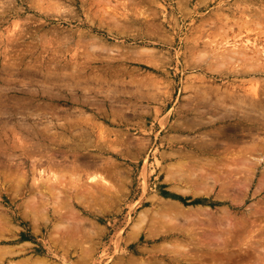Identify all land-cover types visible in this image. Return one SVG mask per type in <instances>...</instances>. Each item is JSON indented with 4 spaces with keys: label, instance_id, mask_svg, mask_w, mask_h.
Instances as JSON below:
<instances>
[{
    "label": "rangeland",
    "instance_id": "1",
    "mask_svg": "<svg viewBox=\"0 0 264 264\" xmlns=\"http://www.w3.org/2000/svg\"><path fill=\"white\" fill-rule=\"evenodd\" d=\"M263 22L264 0H0V264H264ZM202 98L221 109L251 102L254 118L225 120L222 109L197 126L191 110L207 111ZM250 145L257 148L250 170L231 177L228 195L215 185L192 198L182 189L192 184L171 177L180 162L187 169L226 162ZM52 173L65 180L50 192ZM102 176L120 191L116 197L104 191ZM77 187L95 196L90 189L84 201ZM167 199L189 216L199 206L207 211L195 228L188 220L172 229L152 218L170 206ZM33 203L46 209L37 221L28 213ZM141 211L148 220L130 236ZM209 212L230 217L234 232L201 242L196 233L209 231L200 225ZM81 220L91 238L76 230ZM187 224L195 237H186ZM215 229L223 232H209Z\"/></svg>",
    "mask_w": 264,
    "mask_h": 264
},
{
    "label": "bare ground",
    "instance_id": "2",
    "mask_svg": "<svg viewBox=\"0 0 264 264\" xmlns=\"http://www.w3.org/2000/svg\"><path fill=\"white\" fill-rule=\"evenodd\" d=\"M127 1H129V0H127ZM130 1H133V0H130ZM38 2V1H37ZM133 3V2H132ZM126 4V3H125ZM128 4H129V2H128ZM131 4V3H130ZM135 5V4H134ZM36 7H37V5H36ZM124 7V6H123ZM257 7V6H256ZM263 7V6H262ZM128 8V7H127ZM126 9V8H125ZM129 9H130V7H129ZM257 9H258V7H257ZM247 10V9H246ZM125 11V10H124ZM129 12V11H128ZM245 12V11H244ZM257 13V12H256ZM139 14V13H138ZM221 14V13H220ZM260 14V13H259ZM227 16V15H226ZM248 16H250V15H248ZM246 17V16H245ZM257 17V16H256ZM225 19V18H224ZM248 19V18H247ZM246 19V20H247ZM252 19V18H251ZM220 20V19H219ZM258 20H260V19H258ZM239 21V20H238ZM257 21V20H256ZM248 22V21H247ZM264 23V22H263ZM257 24H259V23H257ZM254 26H256V25H254ZM259 26V25H258ZM264 34V33H263ZM98 40V39H97ZM96 45V44H95ZM94 45V46H95ZM92 48H94V47H92ZM231 50V49H230ZM90 51H91V49H90ZM233 51V50H232ZM254 51V50H253ZM89 52V51H88ZM236 53V52H235ZM242 53V52H241ZM243 53H245V52H243ZM199 54V53H198ZM223 54V53H222ZM232 54H233V52H232ZM237 54V53H236ZM250 54V53H249ZM231 55V54H230ZM230 55H228V56H230ZM253 55V54H252ZM224 56V55H223ZM227 57V56H226ZM228 59H229V57H227ZM231 58V57H230ZM232 59V58H231ZM256 59V58H255ZM246 60V59H245ZM250 60V59H249ZM241 61V60H240ZM224 64V63H223ZM250 64V63H249ZM253 64V63H252ZM74 67V66H73ZM245 68V67H244ZM256 70V69H255ZM72 71V70H71ZM75 71V70H74ZM251 71V70H250ZM249 71V72H250ZM48 72V71H47ZM40 73V72H39ZM53 73V72H52ZM47 74V73H46ZM54 74V73H53ZM52 74V75H53ZM77 74V73H76ZM46 76V75H45ZM49 76V75H48ZM51 76V75H50ZM51 79V78H50ZM49 79V80H50ZM72 79V78H71ZM98 80V79H97ZM70 84V83H69ZM71 85V84H70ZM77 89V88H76ZM198 91V90H197ZM229 91H231V90H229ZM233 92V91H232ZM209 93V92H208ZM227 93V92H226ZM235 94V93H234ZM229 95V94H228ZM227 95V96H228ZM204 96V95H203ZM225 96V95H224ZM233 97V96H232ZM236 97V96H235ZM227 98H229V97H227ZM203 99V98H202ZM204 101L202 102V104L201 103H199L201 106H200V108H207V111H205V112H203V111H199L200 109L199 108H197V109H195V111H194V109H193V111L191 110V112H192V118H195V119H198L199 121L197 122V126H199V125H201L202 127L204 126L203 124H202V122L203 121H201L202 120V118L206 115V114H208V113H211V111H212V113L213 112H215V113H221V111H222V109L221 108H219V107H216V106H214V105H218V104H212L211 102H207L205 99H203ZM231 100V99H230ZM229 100V101H230ZM195 101V100H194ZM208 101H209V99H208ZM232 101V100H231ZM225 102V101H224ZM233 102V101H232ZM236 102V101H235ZM255 102V101H254ZM239 103V102H238ZM238 103H237V105H235L234 106V108L235 109H231L229 106H227L228 108H224L223 109V111L225 112V113H227V114H222V116H223V118L225 119V120H229L230 118H237V119H239V118H243V115L241 116L240 114L242 113H244V115H246L247 117H249L250 119L253 117L252 115H253V113H254V108L256 107L255 105H253L251 102L248 104V105H246L247 107H245V106H242L243 104H241V106H239L238 105ZM234 105V104H233ZM197 106H198V104H197ZM255 106V107H254ZM199 107V106H198ZM259 107H260V105H259ZM186 108V107H185ZM210 108H213V109H211V110H209ZM4 110V109H3ZM188 111L190 110V109H187ZM186 110H184V112H185ZM255 111H256V109H255ZM183 112V113H184ZM195 112H197V113H195ZM200 112H203V113H200ZM258 112H259V110H258ZM41 114V113H40ZM186 114V113H185ZM187 114H188V112H187ZM198 114H199V116H198ZM217 114V115H218ZM257 114V113H256ZM214 117L216 116V115H213ZM239 117V118H238ZM246 117V118H247ZM70 118V117H69ZM68 118V119H69ZM218 118V117H217ZM216 118V119H217ZM221 118V117H220ZM220 118H218V120L217 121H219V119ZM223 118H221L220 120H222ZM246 118H243V119H246ZM254 118V117H253ZM41 119V118H40ZM56 119H58V118H56ZM194 119V120H195ZM250 119H248V120H250ZM256 119H257V117H256ZM256 119H253V120H255V121H257ZM264 119V118H263ZM22 120V119H21ZM79 120V119H78ZM241 120V119H240ZM252 120V119H251ZM24 121V120H23ZM39 121V120H38ZM83 121V120H82ZM187 121V120H186ZM196 121V120H195ZM246 121V120H245ZM76 122V121H75ZM92 122V121H91ZM184 122V121H183ZM215 122V121H214ZM249 122V121H248ZM252 122V121H251ZM69 123V122H68ZM211 123V122H210ZM57 124V123H56ZM84 124H85V122H84ZM256 124V123H255ZM195 125V126H196ZM196 126V127H197ZM179 127H180V125H179ZM24 128V127H23ZM22 129V128H21ZM194 129V128H193ZM189 130V129H188ZM192 130V129H191ZM205 131V130H204ZM216 131V130H215ZM31 132V131H30ZM52 132V131H51ZM217 132V131H216ZM53 133V132H52ZM201 133H202V131H201ZM204 133V132H203ZM211 133V132H210ZM56 134V133H55ZM212 134V133H211ZM210 134V135H211ZM216 134V133H215ZM53 135V134H52ZM79 135V134H78ZM81 135V134H80ZM204 135V134H203ZM206 135V134H205ZM218 135H219V132H218ZM217 135V136H218ZM233 135V134H232ZM32 136V135H31ZM209 136V135H208ZM213 136H214V133H213ZM216 136V135H215ZM214 136V137H215ZM20 137V136H19ZM48 137V136H47ZM61 137V136H60ZM59 137V138H60ZM204 137H206V136H204ZM204 137H203V139H204ZM228 137V136H227ZM25 138V137H24ZM179 138V137H178ZM202 138V137H201ZM51 139H53V138H51ZM62 139V138H61ZM256 139V138H255ZM54 140V139H53ZM115 140V139H114ZM174 140V139H173ZM196 140H198V139H196ZM251 140H253V139H251ZM224 141V140H223ZM229 141V140H228ZM248 141V140H247ZM207 142V141H206ZM215 142V141H214ZM235 142V141H234ZM222 143V142H221ZM208 144V143H207ZM211 144H213V142H211ZM216 144V143H215ZM215 144H213V147L214 146H216ZM237 144V143H236ZM224 145V144H223ZM247 145V144H246ZM39 146V145H38ZM206 146H208V145H206ZM229 146V145H228ZM251 147H246V148H243V147H241V151H239L238 153L239 154H235L236 153V151L235 150H233V151H235V152H233L234 154H235V156L233 157V158H230L232 155L231 154H229V155H231V156H226L225 158H226V162H225V160L224 159H222V160H220V159H218L217 160V158H216V162H218L219 164L218 165H216V164H214L215 163V161H212L211 160V162H209V160L208 161H206V163H203V165H200V166H193V164H187V165H189L190 166V168H188L187 169V166H183L182 164H180L179 162V164H178V166H177V168H176V165H175V171H172V172H174V177L173 176H171L173 173L171 172V171H169L170 169H168V171L169 172H167V173H170L171 175V177L172 178H174V179H176V180H173V181H176L177 183H179V184H185V183H190V184H192V189L193 190H187V189H185V188H182V189H184V191L185 192H187L188 194H193V196H192V198H196V197H198V196H200L199 195V192H204V193H208V192H210L211 193V191H209V189H211L212 190V187L213 188H215V185H217V186H220V190L221 191H224V193H226L228 190H230V189H232V187L233 186H231V184H233V183H231L230 184V181L232 180L231 179V177H233L235 174H237V172H240L241 170H250L249 169V166H248V164L251 162V160L253 159L252 158V156L253 155H251V160L249 161V157H250V154H255V152L257 151L256 149L257 148H255V146H252V145H250ZM210 147V146H209ZM226 147H227V144H226ZM240 147V146H239ZM201 148V147H200ZM207 148V147H206ZM255 148V149H254ZM224 149H225V147H224ZM244 149H246V150H244ZM222 150V149H221ZM256 150V151H255ZM209 152V151H208ZM260 154V153H259ZM218 155V154H217ZM220 155V154H219ZM255 157V156H254ZM215 159V158H214ZM227 159H230V161H232L231 163H230V161H228L227 162ZM38 160V159H37ZM254 160V159H253ZM36 162V161H35ZM199 162V161H198ZM209 162V163H208ZM41 163V162H40ZM182 163H185L184 165H186V162H182ZM188 163V162H187ZM195 163V162H194ZM197 163V162H196ZM75 164V163H74ZM253 165V164H252ZM251 165V166H252ZM54 166V165H53ZM184 167H186V169H185V171L183 170L184 169ZM56 169V168H55ZM64 169V168H63ZM173 169V168H172ZM224 169L227 171H229L228 173H224V172H226V171H224ZM64 171H65V169H64ZM74 171V170H73ZM115 171V170H114ZM67 172V171H66ZM118 172V171H117ZM249 172V171H248ZM63 173V172H62ZM68 173V172H67ZM115 173V172H114ZM243 173V172H242ZM112 174V173H111ZM251 174V173H250ZM69 176L71 175V174H68ZM67 175V176H68ZM113 175H115V174H113ZM248 175V174H247ZM17 176V175H16ZM109 176V175H108ZM119 176V175H118ZM167 177L169 176V174H167L166 175ZM170 176H169V178H170ZM49 177V176H48ZM73 177V176H72ZM78 177H79V175H78ZM78 177H77V179H78ZM120 177V176H119ZM167 177H166V179H167ZM176 177V178H175ZM50 178V177H49ZM61 178H62V180H65L64 179V177L62 176H57V174L55 173V174H53L52 173V177H51V181H53V182H51L50 183V186L49 187H47V188H51V186L53 185V183H55L56 182V186H58L57 185V183H59V184H62L63 183V181L61 180ZM68 178H71V176L70 177H68ZM74 179L76 178V176L75 177H73ZM95 178V177H94ZM93 177H91V181H92V179H94ZM116 178V177H115ZM168 178V179H169ZM172 178H170L171 180H172ZM246 178V177H245ZM18 179V178H17ZM72 179V178H71ZM71 179H67L68 181L69 180H71ZM167 179V180H168ZM169 179V180H170ZM236 179V178H235ZM242 179V178H241ZM14 180V179H13ZM41 180H43V179H41ZM48 180V179H47ZM73 180V179H72ZM76 180V179H75ZM78 180H80V179H78ZM77 180V181H78ZM122 180V179H121ZM166 180V181H167ZM168 180V181H169ZM14 181H16V179L14 180ZM62 181V182H61ZM76 181V182H77ZM99 181L102 183V184H104L105 185V192L107 193H109V192H111V196H112V194H115L114 196L116 197V195L118 194V192H120V191H118V189H117V187H115V184H113V183H111V180H109V178L107 177L106 178V176H102V177H100L99 178ZM98 181V182H99ZM118 181H119V179H118ZM165 181V182H166ZM167 181V182H168ZM47 182V181H46ZM48 182H49V180H48ZM47 182V183H48ZM14 183V182H13ZM22 183H24V182H22ZM66 183H67V181H66ZM69 183V182H68ZM67 183V184H68ZM71 183V182H70ZM72 183H73V181H72ZM79 183V182H78ZM100 183V184H101ZM236 183V182H235ZM19 184V183H18ZM43 184H45V183H43ZM52 184V185H51ZM66 184V185H67ZM80 184V183H79ZM117 184V183H116ZM121 184V183H120ZM239 184V183H238ZM12 185V184H11ZM65 185V184H64ZM70 185H72V184H70ZM75 185V184H74ZM97 185V184H96ZM236 185H237V183H236ZM241 185V184H240ZM37 186H39V184L37 185ZM54 186V185H53ZM76 186V185H75ZM75 186L74 187H72V188H75ZM78 186H80V185H78ZM122 186V185H121ZM14 187V186H13ZM17 187V186H16ZM16 187H15V189H16ZM40 187V186H39ZM61 187V186H60ZM62 187H63V185H62ZM65 188V187H64ZM77 188L79 189V190H77ZM75 190H77L76 191V193L77 192H79L80 190H82V191H84L83 192V194H82V192H80L82 195H80V198H82V199H84V201L86 200V198L88 197V196H90L91 197V195H89V194H91V192H90V189L91 188H89V191L88 192H86V190H84V187L81 189V187H77ZM235 188V187H234ZM233 188V189H234ZM238 188V187H237ZM39 189V188H38ZM177 189V188H176ZM47 190V189H46ZM54 189H52L51 188V190H50V192L51 191H53ZM67 190V189H66ZM88 190V189H87ZM93 189H91V191H92ZM95 190V189H94ZM123 190V189H122ZM178 190H180V189H178ZM58 191V190H57ZM56 191V192H57ZM98 191V190H97ZM181 191H183V190H181ZM226 191V192H225ZM49 192V191H48ZM56 192H54L55 194H56ZM60 192V191H59ZM90 192V193H89ZM95 192V191H94ZM94 192L92 191V194L94 195ZM104 192V193H105ZM230 192V191H229ZM54 193H50V195L51 194H53V197L55 198V200L54 201H52L51 200V202H55L56 200H58L57 202H59L60 200H59V198H56L54 195ZM63 193V192H62ZM35 194V193H34ZM39 194H40V191H39ZM60 195H58V193L56 194V196L57 197H60L61 196V193H59ZM77 194H79V193H77ZM76 194V195H77ZM96 195H98L97 193H95ZM35 195H37V194H35ZM75 195V194H74ZM227 195H228V192H227ZM33 196V195H32ZM79 196V195H78ZM95 196V195H94ZM102 196V195H101ZM103 196H105L104 194H103ZM102 196V197H103ZM156 196V198H157V195H155ZM155 196H153V197H155ZM39 197V196H38ZM51 197H52V195H51ZM52 197V198H53ZM114 197V198H115ZM30 198V197H29ZM46 198H47V196H46ZM78 199L79 200V198L77 197V196H75V199ZM92 198V197H91ZM90 198V199H91ZM96 198V197H95ZM108 198H110V197H107L105 200H102V201H106V200H108ZM156 198H155V200H156ZM223 198V197H222ZM40 199V198H39ZM69 199V198H68ZM76 199V200H77ZM82 199H80V201H83ZM102 198H100V199H98V201L99 200H101ZM111 199V198H110ZM25 200V199H24ZM115 200V199H114ZM160 200V202H161V198L159 199ZM167 200H169V199H167ZM167 200H166V202L165 203H167ZM171 200V199H170ZM170 200L168 201V202H170ZM43 201V200H42ZM88 201V200H87ZM101 201V202H102ZM152 201H153V199H152ZM25 202V201H24ZM41 202V201H40ZM49 202V201H48ZM47 202V203H48ZM57 202H55V203H53V204H56ZM63 201H61L60 202V204H63L62 205V207L66 204V200H64V202H65V204H64V202L62 203ZM110 202V201H109ZM157 202H158V204H160L159 203V201L157 200ZM163 202L164 201H162V203H161V206H159L160 207V210L162 211V209L163 208H161L162 206H164L165 205V203H164V205H162L163 204ZM171 202H172V204H171ZM170 203H168L169 205V207H167L166 208V210L165 211H163V212H161V213H159V212H153V214L155 215H153L154 217H152V218H157L156 216H158V218H159V220H161L160 222H161V224L160 225H166V223H167V225L166 226H168V224H174V225H177V224H179L180 226L181 225H185L186 224V222L188 221V220H190L191 222H189V224H191V227H193V228H195V226L196 225H198L197 224V222H200L199 221V218H200V216H201V214H202V212H203V210L204 211H207L206 209H207V207H202V206H199V207H197V208H199V210L198 209H196L195 211H192V213H193V216H189V213H186L187 212V210H186V212L183 210L184 209V207L182 206V205H180V202L178 201H171ZM27 203V202H26ZM46 203V204H47ZM68 203V202H67ZM107 203V202H106ZM30 204V203H29ZM35 206H32L31 207V209L29 210V215H34L35 217V220H36V218L38 219V217L39 218H41V216H38L39 215V213H40V215L42 214V213H44L45 212V210H43V206H44V203H43V205L42 206H39L38 204H35V203H33ZM40 204V203H39ZM49 204V203H48ZM58 204V203H57ZM101 204V203H100ZM109 204V203H108ZM87 205H91V203H88ZM93 205V204H92ZM156 205V204H155ZM36 206H39L40 208L42 207V212H41V210H39V207H36ZM66 206L68 207L69 205L68 204H66ZM65 206V207H66ZM97 206V205H96ZM45 207V206H44ZM65 207H63V210L65 211V210H67V207L65 208ZM71 207V206H70ZM93 207H94V205H93ZM158 207V208H159ZM69 208V207H68ZM102 208V207H101ZM24 209V208H23ZM59 209H61V208H59ZM58 209V210H59ZM70 210H73L72 208H69ZM98 209H99V206H98ZM165 209V208H164ZM190 209V208H189ZM222 209V208H221ZM224 209V208H223ZM26 210H27V208H26ZM62 210V209H61ZM62 210V211H63ZM100 210V209H99ZM98 210V211H99ZM144 210V209H143ZM146 210V209H145ZM147 210H150L149 208L147 209ZM146 210V211H147ZM154 210V209H153ZM156 211H158V209L156 208L155 209ZM154 210V211H155ZM159 210V211H160ZM193 210V209H192ZM74 212H75V210H73ZM72 211V212H73ZM146 211H141L140 212V214L139 215H137L138 216V218L136 219V222L135 223H133V225H132V229L130 230V236H135V235H137L142 229H143V226L146 224V222H147V218H146V214H145V212ZM151 211V210H150ZM221 211V210H220ZM224 210H222V212H223ZM60 212V211H59ZM69 212H71V211H69L68 210V213ZM189 212V211H188ZM218 212V211H217ZM61 213V212H60ZM67 213V214H68ZM210 214H205V215H202L203 216V219H204V221H201V223H200V225L202 226V227H207L208 229H209V231H210V229H212V228H220L221 229V231H223V232H219V233H217L218 231L215 229L212 233L211 232H209L208 230V232H202V233H196V232H194V229H192L190 226H189V224H187L188 225V227H190V229H188V228H186L185 230H187V234H185L186 235V237H187V235H188V232H189V234H191L192 235V237H195V233L196 234H200V236L202 235V241L201 242H205V239L206 238H209L211 235H214V237L216 238V239H220L221 238V236H223L225 233H230V234H232V232H234V230H232L231 231V229H233V227H232V225L229 223V220H230V217H229V220H227L224 216H222V217H220V213H219V218L217 217H215V216H217V215H215V216H213L215 213H213V215H211L212 213L211 212H209ZM227 213V212H226ZM226 213H224V215L226 214ZM258 213V212H257ZM264 213V212H263ZM71 214V213H70ZM75 214H77V213H75ZM218 214V213H217ZM44 215V214H43ZM65 215V214H64ZM72 215V214H71ZM151 216H152V212H151V214H150ZM227 215V214H226ZM225 215V216H226ZM262 215V214H261ZM25 216V215H24ZM38 216V217H37ZM45 216V215H44ZM43 216V217H44ZM60 216V215H59ZM73 216H74V214H73ZM228 216V215H227ZM249 216V215H248ZM259 216V215H258ZM28 217V216H27ZM31 217V216H30ZM43 217H42V219H43ZM60 217H62V216H60ZM64 217V216H63ZM67 217V216H66ZM264 217V216H263ZM262 217V218H263ZM33 218V219H34ZM45 218V217H44ZM257 218V217H256ZM32 219V218H31ZM62 219V218H61ZM249 219V218H248ZM34 220V221H35ZM39 220H41V219H39ZM84 220V219H83ZM83 220H81L80 222H78L77 223V225L76 226H78ZM152 220V219H151ZM156 220V219H155ZM239 220V219H238ZM243 220V219H242ZM255 220V219H254ZM260 220H261V218H260ZM37 221V220H36ZM154 221V220H153ZM152 221V222H153ZM164 221V222H163ZM232 221V220H231ZM249 221V220H248ZM257 221V220H256ZM255 221V222H256ZM69 222H71L70 220H69ZM155 222V224H157V220L156 221H154ZM154 222L152 223V224H154ZM159 222V221H158ZM159 222V223H160ZM225 222V223H224ZM233 222V221H232ZM240 222V221H239ZM262 222V221H261ZM263 222H264V219H263ZM85 223V222H84ZM83 223V224H84ZM150 224H151V222H149ZM177 223V224H176ZM237 223V222H236ZM235 222H234V225L236 224ZM149 224V225H150ZM173 224H172V229H173ZM241 224V226L243 227V224L242 223H240ZM239 224V225H240ZM245 224V223H244ZM65 225V224H64ZM158 225V224H157ZM155 226V227H160L161 229H162V227L160 226V225H158V226ZM233 225V226H234ZM246 225V224H245ZM245 225H244V227H245ZM67 226V225H66ZM64 227L65 229L66 228H68V226L67 227ZM71 226V225H70ZM75 226V227H76ZM82 225H79L78 227H76V230H77V228L78 229H81V230H83L84 231V229H85V227H81ZM151 226H153V225H151ZM200 226V227H201ZM218 226V227H217ZM260 226V225H259ZM56 227V226H55ZM147 227H148V225H147ZM154 227V228H155ZM169 227V226H168ZM181 227H183V226H181ZM201 227V228H202ZM243 227V228H244ZM248 227V226H247ZM60 228V227H59ZM64 228H62V229H64ZM83 228V229H82ZM90 228L91 227H89V228H87V231L85 232L84 231V233H85V235L87 234V236H92V235H89V234H93V232H91V230H90ZM170 228H171V226H170ZM225 228V229H224ZM246 228V227H245ZM147 229V228H146ZM145 229V230H146ZM183 229V228H182ZM202 229H206V228H202ZM235 229V228H234ZM240 229V228H239ZM69 230H71V229H69ZM73 230V229H72ZM81 230H78V231H81ZM93 230V229H92ZM184 230V229H183ZM184 230V232H186ZM254 230V229H253ZM55 231H57V230H55ZM77 231V232H78ZM82 231V232H83ZM199 231V230H198ZM203 231V230H202ZM215 231H216V233H215ZM59 232V231H58ZM66 232V231H65ZM91 232V233H90ZM181 233L183 232V231H180ZM252 231H250V232H248V234H252L251 233ZM257 232H259V231H257ZM82 234V233H81ZM229 234V237L231 236ZM247 234V235H248ZM85 235H84V237H85ZM94 235V234H93ZM127 235H129V234H127ZM139 235V234H138ZM246 235V236H247ZM262 235V234H261ZM264 235V234H263ZM81 236V235H80ZM129 236V237H130ZM148 236V235H147ZM189 237H191L190 235H188ZM199 236V235H198ZM225 236V235H224ZM249 236V235H248ZM257 236V238H258V236H259V234L258 235H256ZM82 237V236H81ZM83 237V238H84ZM89 237H86V239L87 238H89ZM129 237H127V238H129ZM188 237V238H189ZM191 237V238H192ZM236 237V236H235ZM245 237V236H244ZM91 238V237H90ZM136 238V237H135ZM197 238V237H196ZM250 238H251V236H250ZM85 239V238H84ZM134 239V238H133ZM194 240H196L195 238H193ZM200 239V238H199ZM225 239H226V237H225ZM224 239V240H225ZM90 240V239H89ZM132 240V239H131ZM186 240V239H185ZM211 240V239H210ZM209 240V241H210ZM221 240H222V238H221ZM227 240L228 239H226V242H227ZM233 239H231V241H232ZM242 240V239H241ZM245 240V239H244ZM252 240V239H251ZM263 240V239H262ZM91 241V240H90ZM214 241V240H213ZM231 241H230V243H231ZM240 241V240H239ZM188 242H191V241H188ZM196 242V241H195ZM199 242H200V240H199ZM207 242V241H206ZM228 242H229V240H228ZM235 242V241H234ZM197 243H198V241H197ZM263 243V242H262ZM202 244V243H201ZM166 247H167V245H168V243L167 244H164ZM180 245V244H179ZM202 245H204V243L202 244ZM205 245H206V243H205ZM205 245H204V247H205ZM210 245V243L208 244V242H207V246H209ZM224 245V244H223ZM228 244L226 243V246H227ZM260 245V244H259ZM70 247H73V248H75V246H74V244L73 243H71L70 245H69ZM68 246V247H69ZM171 246H173V245H171ZM199 246H201V245H199ZM206 246V247H207ZM212 245H210L209 247H211ZM220 246V245H219ZM233 246V245H232ZM21 247V246H20ZM177 247H180V248H184L185 250L184 251H186V252H188V253H190V251H187L186 250V248L188 247V246H186V245H182V246H177ZM203 247V246H202ZM213 247V246H212ZM236 247V246H235ZM240 247V246H239ZM82 248V247H81ZM84 248V247H83ZM90 248V247H89ZM169 248H170V245H169ZM172 248V247H171ZM199 248V247H198ZM226 248V247H225ZM241 248V247H240ZM262 248V247H261ZM88 249V248H87ZM86 249V250H87ZM201 249V248H200ZM209 249V248H208ZM243 249V248H242ZM89 250V249H88ZM87 250V251H88ZM166 250V249H165ZM168 251H169V249H167ZM173 250V248L171 249V251ZM179 250V249H178ZM195 250V249H194ZM237 250V249H236ZM235 250V251H236ZM90 251V250H89ZM174 251V250H173ZM173 251H172V255H173ZM216 251V250H215ZM233 251V250H232ZM234 251V252H235ZM240 251H242V250H240ZM251 251V250H250ZM263 251H264V245H263ZM262 251V252H263ZM21 252V251H20ZM84 252H85V250H84ZM180 252V251H179ZM183 252V251H182ZM182 252L181 253H178V254H174L175 256L176 255H180L181 254V258L183 257L182 256ZM236 252H238V251H236ZM5 254V250L4 249H0V256H1V254ZM174 253H177V251H174ZM199 253V252H198ZM197 253V254H198ZM212 253V252H211ZM216 253V252H215ZM215 253H213V254H215ZM242 253V252H241ZM6 254H7V252H6ZM185 254H187V253H185ZM226 254H228V253H226ZM225 254V255H226ZM247 254V253H246ZM262 254V253H261ZM173 255V256H174ZM229 255V254H228ZM262 255H264V252H263V254ZM174 256V257H175ZM192 256V255H191ZM243 256V255H242ZM241 256V257H242ZM246 256V255H245ZM132 257V256H131ZM209 257V256H208ZM216 257V256H215ZM259 257V256H258ZM177 258V257H176ZM244 258V257H243ZM248 258V257H247ZM254 258V257H253ZM261 258V257H260ZM264 258V257H263ZM130 259V258H129ZM128 259V260H129ZM172 259H174V258H172ZM209 259V258H208ZM215 259V258H214ZM213 259V260H214ZM236 259V258H235ZM249 259V258H248ZM247 259V260H248ZM184 260V259H183ZM182 260V261H183ZM197 260V259H196ZM198 260H200V257H199V259ZM211 260V259H210ZM212 260V261H213ZM216 260H217V258H216ZM219 260V259H218ZM246 260V259H245ZM253 260V259H252ZM258 260V259H257ZM186 261V260H185ZM223 261V260H222ZM244 261V260H243ZM253 261H255V260H253ZM122 263H123V261H121ZM129 262H131V261H129ZM138 264H146L145 262L143 263V261H140V263H139V259H138ZM148 262V261H147ZM150 262V261H149ZM195 262V261H194ZM198 262H200V261H198ZM198 262H196V263H198ZM207 262V261H206ZM209 262V261H208ZM228 262V261H227ZM238 262V261H237ZM242 261H240V263H241ZM32 263H34V262H32ZM119 263V262H118ZM122 263H120V264H122ZM128 263V262H127ZM190 263V262H189ZM195 263V264H196ZM230 263V262H229ZM248 263V262H247ZM253 263V262H252ZM20 264V263H19ZM23 264H24V262H23ZM27 264H30L29 262L27 263ZM34 264H43L41 261H36ZM124 264V263H123ZM199 264V263H198ZM226 264V263H225ZM228 264V263H227ZM231 264V263H230ZM239 264V263H238ZM244 264V263H243ZM258 264H260V263H258ZM262 264V263H261Z\"/></svg>",
    "mask_w": 264,
    "mask_h": 264
}]
</instances>
